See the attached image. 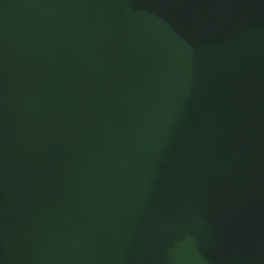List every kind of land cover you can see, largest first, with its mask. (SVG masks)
I'll return each mask as SVG.
<instances>
[{
	"label": "water",
	"instance_id": "obj_1",
	"mask_svg": "<svg viewBox=\"0 0 264 264\" xmlns=\"http://www.w3.org/2000/svg\"><path fill=\"white\" fill-rule=\"evenodd\" d=\"M0 264H264V0H0Z\"/></svg>",
	"mask_w": 264,
	"mask_h": 264
}]
</instances>
